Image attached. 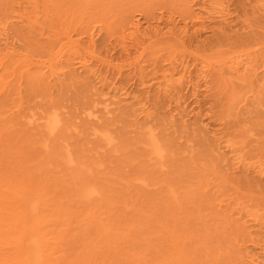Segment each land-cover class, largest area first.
<instances>
[{"label":"rangeland","instance_id":"374dc122","mask_svg":"<svg viewBox=\"0 0 264 264\" xmlns=\"http://www.w3.org/2000/svg\"><path fill=\"white\" fill-rule=\"evenodd\" d=\"M34 1L0 0V48L14 52L11 60L0 64V169L4 174L13 170L25 177V172L34 174L46 183L41 185L47 191L52 190L48 195L62 193L59 201L53 197L57 207H48L53 211L45 204L47 222L41 217L54 232L60 226L56 233L63 248L58 247L70 255L77 249L89 250L94 252L89 253L91 258L102 264L107 258L111 260L104 264H134L135 259L143 264L145 257L147 264H247V255L264 264V0H187L192 14L183 12V16L177 14L182 0H165L177 10L168 9L162 0H101L99 4L98 0H78L76 6L64 0L68 4L60 11L49 0H36V8ZM147 3L151 14L139 16L134 4L149 7ZM128 7L134 9L132 13ZM125 12L139 16L142 29L151 26L163 33L171 17L182 44L163 48L149 42L153 37L145 38L143 44L135 37H120L121 17L129 15ZM185 23V34H178ZM88 29L92 46L84 34ZM69 36L83 42L78 50L67 44ZM107 98L113 101L111 114L101 111ZM149 135L159 138L164 157H147L144 143ZM77 181L107 193L95 195L88 205L79 204ZM95 197L104 199V205ZM58 202L63 206L59 208ZM75 210L80 212L79 219ZM90 210H97L103 223L109 217L106 229L113 232L111 239L107 232L106 238L97 239L92 219L100 220ZM128 211L130 216L134 212L133 219ZM135 213L144 216L136 221ZM152 213L158 215L154 221ZM65 215L70 222L64 221L68 220ZM81 218L88 219L87 224ZM121 220H126L125 226ZM112 225L116 228L111 229ZM62 226L68 229L63 231ZM64 233L71 237L65 239ZM168 236L174 244L170 245ZM125 237H132V243ZM86 242L95 251L87 249L91 246ZM109 243L120 247L114 249ZM147 245L164 249L158 251L161 258ZM138 249L144 258L132 261L142 255ZM82 250L75 254H86ZM127 250H133L134 256L129 253L128 257Z\"/></svg>","mask_w":264,"mask_h":264},{"label":"bare ground","instance_id":"6f19581e","mask_svg":"<svg viewBox=\"0 0 264 264\" xmlns=\"http://www.w3.org/2000/svg\"><path fill=\"white\" fill-rule=\"evenodd\" d=\"M51 1V5H52V8L54 9V10H57V11H60L62 8L64 9V7L66 6V4H68V3H66V2H64V0H56V2H55V0H49V2ZM61 1V2H60ZM65 1H67V0H65ZM71 1V5H73V6H76L77 5V2L76 1H78V0H73L74 2H72V0H70ZM84 3H85V1H90L91 3H92V1L93 0H82ZM81 1V2H82ZM95 1V0H94ZM103 1V0H102ZM109 1V0H108ZM159 1V0H158ZM161 1V0H160ZM35 3L33 4L34 6L33 7H37V1L35 0L34 1ZM79 2H80V0H79ZM78 2V3H79ZM80 2V3H81ZM82 2V3H83ZM96 2H97V0H96ZM99 2H101V0L99 1L98 0V4H99ZM111 2H113V1H111ZM116 2V1H115ZM161 2H164V5H166L167 6V8L169 7L167 4H165V0H162ZM61 3V4H60ZM65 3V4H64ZM79 3V4H80ZM88 3V2H87ZM104 3V2H103ZM109 3V2H108ZM154 3H157L158 4V2L156 1V2H154ZM171 3V2H170ZM181 3V4H180ZM179 3V6H181V7H183V8H181V11H180V8L179 7H175L174 6V8L173 7H169V8H172V10L173 9H175V8H179L178 9V13L177 14H181L182 16H183V12H185V13H187V14H192L191 12V10H190V7H191V5L187 2V0H182L181 2ZM64 4V5H63ZM94 4V3H93ZM96 5H98L97 3H95ZM105 4H106V2H105ZM148 4V3H147ZM161 4V3H160ZM62 7H61V6ZM107 5V4H106ZM135 5V12H136V10L138 11V15L139 16H146V18L147 17H149L148 16V13L149 14H151L150 13V7L151 6H149V4H148V6L149 7H146V4L144 5V6H140V8L139 7H136L138 4H134ZM133 5V6H134ZM162 5V4H161ZM162 6L163 8H166V6ZM100 6H102V4L100 5ZM132 6V7H133ZM160 6V5H159ZM158 6V7H159ZM171 6H172V3H171ZM130 7V6H129ZM128 7V8H129ZM129 8V9H131V11L129 10V9H127V8H125V9H123V10H126L127 9V11L128 12H131L132 13V9L134 8ZM155 7V6H154ZM161 6H160V8H162ZM138 8V9H137ZM144 8V9H143ZM152 8H153V6H152ZM155 8H157V5H156V7ZM162 8V9H163ZM168 8V9H169ZM154 9V8H153ZM153 9H152V11H153ZM167 9V10H168ZM177 9H175V10H177ZM186 11H185V10ZM134 10V9H133ZM166 10V9H165ZM171 10V11H172ZM134 12V11H133ZM153 13V12H152ZM161 13V12H160ZM125 14H129V13H127V12H125ZM125 14H123V16L125 15ZM122 16V15H121ZM126 16V15H125ZM128 16H130V17H128ZM139 16H134L133 14H129V15H127V19H128V21H125L126 20V18L125 17H123V19H125L124 21H122L123 19H122V17H121V21H120V28H121V30H120V37H124V36H130L131 38L133 37H135V39H139L138 41H142V44H143V42L145 43V41H146V39H151L152 37L154 38H152L153 40H151V41H149L150 43H154V44H161V46L163 45V46H165V48H169L170 46H172V45H174V44H172V43H179L180 42V40L182 39V36H177V31H175L174 30V27H176V24H174L173 22H172V20H171V17H170V19L168 18V20H169V22H166L165 23V26L167 27V31L166 32H164L165 34L166 33H171V35H173L174 33H176V35H174V36H168V37H158V35H160V34H164L163 32H159L160 31V28L159 29H157L156 27H154V28H156L155 30H152L151 28H153V27H151L150 26V28L148 27V29L146 28H141V24H140V18H139ZM154 16V15H153ZM181 16V18H183ZM185 16V15H184ZM155 17H158V16H155ZM186 17H188L187 15H186ZM130 18V19H129ZM159 18V20H161V16L160 17H158ZM143 19V18H142ZM151 19V18H150ZM173 19V18H172ZM186 19V18H185ZM147 20V19H146ZM158 20V21H159ZM123 22V23H122ZM156 22V21H155ZM160 22V21H159ZM149 23V22H148ZM147 24V23H146ZM151 24V23H150ZM149 24V25H150ZM159 24V23H158ZM81 25V24H80ZM148 25V24H147ZM155 25V24H154ZM163 25V24H162ZM119 26H118V28H119ZM185 27H187V23H185V25H184V27H182L179 31H178V34L179 33H183V35L185 34V32H186V28ZM79 28H80V26H79ZM151 29V30H150ZM81 30V29H80ZM87 30V29H86ZM86 30H84V34H85V37H87V45H89V46H92L93 45V43H94V40H93V35H92V31H90L89 32V29H88V33H87V31ZM5 31V30H4ZM86 31V32H85ZM83 31H81V33H82ZM2 33H3V31H2ZM1 34V33H0ZM3 34H5L4 36H5V38H7V35H6V33L4 32ZM157 36L158 38H155V37ZM146 38V39H145ZM144 39H145V41H144ZM243 39V38H242ZM246 39V38H245ZM251 39H253V38H251ZM147 40V41H148ZM173 41L174 40V42H169V41ZM235 40H237V39H235ZM86 42V41H85ZM148 42V43H149ZM182 42V41H181ZM180 42V44H182ZM242 42H243V40H242ZM241 42V43H242ZM82 41L80 40V39H71L70 38V36L68 37V42H67V44L69 45V47H76V49H75V51L76 50H78V48L82 45ZM147 43V44H148ZM149 43V44H150ZM138 44H139V42H138ZM140 44H141V42H140ZM141 44V45H142ZM153 44V45H154ZM151 45V44H150ZM153 45H151V46H153ZM184 45V44H183ZM182 45V46H183ZM137 46V45H136ZM145 46V45H144ZM149 46V45H148ZM156 46V45H155ZM154 46V47H155ZM162 46V47H163ZM182 46H180V47H182ZM186 46V45H185ZM124 47V46H123ZM122 47V48H123ZM143 47V46H142ZM180 47H177V48H180ZM164 48V47H163ZM172 48V47H171ZM174 48H176V47H174ZM173 48V50L175 51L176 49H174ZM183 48V47H182ZM181 48V49H182ZM186 48V47H185ZM185 48H184V50H185ZM123 50H125V49H123ZM183 50V49H182ZM183 50V51H184ZM140 53V52H139ZM142 53V52H141ZM14 54V52H13V48H11V49H9V48H0V64H1V66H3V64H2V60H4V59H8V58H10L9 60H11V55H13ZM174 56H172V58H173ZM8 60V61H9ZM167 60V59H166ZM171 60H173V59H171ZM11 62V61H10ZM172 62V61H171ZM170 63V62H169ZM182 63V62H181ZM180 64V63H179ZM7 65V64H6ZM173 64L171 63V66H172ZM171 66H169V67H171ZM173 67V69H172V71H174V66H172ZM171 67V68H172ZM184 67V66H183ZM172 71H171V73H172ZM168 72H170V71H168ZM167 73V72H166ZM165 73V74H166ZM165 74H163V75H165ZM170 74V73H169ZM255 74V73H254ZM165 76H168V78H169V75H165ZM171 77H172V74H171ZM171 79V78H170ZM169 79V80H170ZM218 79V78H217ZM167 80V79H166ZM219 80V79H218ZM165 85H167V84H165ZM262 88H260V90H261ZM112 103H113V101L112 100H110V99H104V101H103V109L101 110V111H104L105 113L104 114H106V113H108V114H111V113H113L112 112V108L113 107H111V105H112ZM114 105V104H113ZM103 113V112H102ZM95 118H99L98 117V115H96V114H94L93 115ZM48 120L46 119V121H44V126L46 125V122H47ZM94 123H95V121H93ZM93 122H92V124H93ZM93 125H96V124H93ZM94 130V129H93ZM145 148H146V150L148 151H146V154L147 155H149V156H147V157H149L150 158V156H151V158L153 157L154 158V160H156L157 158H159V157H161L162 158V155H163V157H164V155L165 154H162V153H165V151H164V148L162 147V143L160 142V140H159V138L157 137L156 138V135L154 136V135H149V137L148 138H146V141H145ZM231 145V144H230ZM230 145H228V146H230ZM162 148H163V150H162ZM230 149H231V151L233 152V151H235V147L234 146H230ZM216 150H217V148H216ZM152 158V159H153ZM239 158V157H238ZM160 159V158H159ZM153 160V161H154ZM158 160V159H157ZM239 161V160H238ZM236 163H238V162H236ZM160 164H161V162H160ZM152 165V164H151ZM159 166V165H158ZM26 169V168H25ZM17 170V169H16ZM0 171H1V169H0ZM12 171V170H11ZM10 171V172H11ZM24 171V170H23ZM4 172H6V171H4ZM4 172L3 171H1L0 172V264H97V262L99 263L100 262V260L99 261H97L96 260V258L94 259V256H92L93 258H91V256H90V254L89 253H91L89 250H86V251H88V253L85 251V250H82V249H77L76 251H80V250H82V252H85L86 254H82V253H77V254H75L76 253V251L74 252H72L71 251V253H73L72 255H70V254H66L62 249H60L61 247L63 248V246L61 245V244H59L60 242H61V240L62 239H60L61 238V236L60 235H58L56 232H59V231H57L58 229H59V227H57L56 229V231L54 232V230H52V228L51 229H48V227L46 228L45 227V225H44V221L47 219H45L44 217H43V215H45V213H43L44 211L43 210H46L45 209V204L47 205V209H48V207H51V204L52 205H54L55 204V206L57 207V205H56V203H53V202H55L54 200L55 199H53V197L55 196L54 194L55 193H53V195H51V194H49L48 195V193L47 192H51V191H47V189H45V187L44 186H42L41 184L43 183V180H42V182H40L41 180V177H38V176H35V177H37V178H35L34 177V174L32 175H30L28 172H25V174H26V177L25 176H22V174H20V172H18L17 171V173H19V174H17L16 173V171H12L11 172V174H9V173H5L4 174ZM27 175H29L28 177H27ZM38 175V174H37ZM32 177V178H31ZM77 178H79V177H77ZM76 178V179H77ZM33 179H36V181L34 182L33 181ZM37 179H39V180H37ZM43 179V178H42ZM75 179V180H76ZM71 180V179H70ZM80 180H81V178H80ZM37 181H39L40 182V184L37 182ZM82 181V180H81ZM37 182V183H36ZM72 182L74 183V180L72 179ZM78 183H80V181L78 182L77 181V184ZM88 183V184H87ZM46 183L44 182L43 183V185H45ZM71 185H72V183H71ZM46 186V185H45ZM60 186V185H59ZM67 186V185H66ZM74 186V185H73ZM78 187H77V194H78V198H80V201H78V203L80 204L81 202H83L84 204L83 205H88V204H90L91 202H90V200H91V198L94 200V196L95 195H100V193L101 192H103L101 189H100V191H99V188H96V187H94L91 183L89 184V182H82V183H80L79 185H77ZM69 186H67V188H68ZM72 187V186H71ZM48 188V187H47ZM64 189V188H63ZM70 189V188H69ZM68 189V190H69ZM73 189V188H72ZM71 189V190H72ZM59 190H61V188L59 189ZM59 190H58V192H59ZM74 190H76V188L74 189ZM63 191H65L66 192V190H63ZM62 191V192H63ZM58 192H57V195H58ZM99 192V193H98ZM104 192H106V191H104ZM103 192V193H104ZM68 193V192H67ZM107 193V192H106ZM62 195V193H59V195L58 196H61ZM73 194H75L74 192H73ZM65 195V194H64ZM67 196L69 195V196H71L70 195V193L69 194H66ZM109 195V194H108ZM57 196V197H58ZM69 196H68V198H69ZM110 196V195H109ZM57 197H54V198H57ZM64 197V196H63ZM63 197H61V198H63ZM72 197V196H71ZM75 199L74 200H76L77 201V195H75ZM51 198H52V203H51ZM60 198V197H59ZM60 198V199H61ZM65 198H66V196H65ZM64 198V199H65ZM68 198H66V199H68ZM100 198V197H99ZM97 199L96 197H95V199L96 200H101L102 201V203H103V205H104V202H103V200L104 199ZM58 199V198H57ZM112 199V198H111ZM110 199V200H111ZM71 200V199H70ZM69 200V201H70ZM94 201V202H97V201ZM40 201L41 202H44V204L43 203H40ZM48 201H50V202H48ZM57 201V200H56ZM58 201H59V199H58ZM63 201V200H62ZM62 201H60L61 203H62ZM65 201V203L68 201H66V200H64ZM88 201L90 202V203H88ZM92 201V200H91ZM60 202H58L59 203V205H58V207L59 206H63V204L62 205H60ZM74 202V201H73ZM87 202V203H86ZM94 202L92 203L93 204V206H95V204H94ZM110 202H113V201H110ZM48 203H50V206H48ZM57 203V204H58ZM64 203V204H65ZM71 203V202H70ZM77 203V204H78ZM86 203V204H85ZM98 203V202H97ZM105 203H106V201H105ZM114 204H115V201L113 202ZM126 203V202H125ZM124 203V204H125ZM76 204V203H75ZM76 204V205H77ZM98 204H100V202L98 203ZM97 204V205H98ZM112 204V203H111ZM127 204H131V203H127ZM68 205V204H67ZM73 205V204H72ZM71 205V206H72ZM106 205V204H105ZM113 205V204H112ZM131 205H133V204H131ZM153 205V204H152ZM41 206L43 207V209H41ZM81 206V205H80ZM91 207H92V205H90ZM90 206H88V207H90ZM101 205H99L98 207H100ZM121 206V205H120ZM126 206V205H125ZM154 206V205H153ZM166 206V205H165ZM95 207H97V206H95ZM94 207V208H95ZM112 207V206H111ZM115 206H113L112 207V210H113V208H114ZM124 207V206H123ZM135 207V206H134ZM39 208H40V210H39ZM60 208V207H59ZM70 208V207H69ZM82 209H83V206L81 207ZM86 208V207H85ZM93 208V207H92ZM104 208H106V206H104ZM110 208V207H109ZM130 208H132V207H130ZM136 208V207H135ZM135 208H133V209H135ZM141 208V207H140ZM157 208V207H156ZM51 209H53V207H51ZM51 209H48V210H50V211H53V210H51ZM76 209V208H75ZM89 209H91V208H89ZM89 209H88V211H89ZM97 209H99V208H97ZM108 209V208H107ZM124 210H125V207L123 208ZM127 209V208H126ZM129 209V208H128ZM143 209V208H142ZM59 210V209H58ZM61 210V209H60ZM58 211V213L59 212H61V211ZM65 210V209H64ZM70 210L71 209H69V212H70ZM77 210H79L80 211V209L78 208ZM77 210H75L76 211V213H77ZM100 210V209H99ZM99 210H98V213H99ZM101 210H103L102 209V207H101ZM100 210V211H101ZM110 210V209H109ZM132 209H130V211H131ZM139 209H137L136 211H134V212H137ZM42 211V213H39V212H41ZM85 210H83V212H84ZM87 211V212H88ZM91 211V210H90ZM97 210H93V211H91L90 213L92 214L93 213V216L95 217V215L96 216H98V214H95V212H96ZM104 211H106L105 209H104ZM117 211V210H116ZM115 210H114V212H116ZM133 211V210H132ZM151 211H153V213H154V210H151ZM157 210L155 209V212H156ZM45 212H47V214H46V216H48V211H45ZM67 211H63V213H66ZM71 212H72V210H71ZM74 212V211H73ZM81 212V211H80ZM80 212H78V213H80ZM102 212V211H101ZM113 212V211H112ZM134 212H133V214H134ZM145 212V211H144ZM53 213V212H52ZM68 213V212H67ZM78 213L76 214V217L78 216ZM86 213V212H85ZM89 213V212H88ZM104 213V212H103ZM109 213V212H108ZM107 213V214H108ZM117 213V212H116ZM125 213V212H124ZM128 214H129V211L127 212ZM147 214H148V212H146ZM152 213V214H153ZM157 213V212H156ZM42 214V215H41ZM56 214H57V212H56ZM112 215H113V213H111ZM132 214V213H131ZM132 214V215H133ZM139 214V213H138ZM158 214V213H157ZM49 215H51V213H49ZM52 215H55V212L52 214ZM68 215V214H67ZM67 215H65V216H67ZM82 215H83V213H82ZM87 215V214H86ZM106 215V214H105ZM110 214H108V216H109ZM116 215V214H115ZM117 215H119V214H117ZM117 215H116V219H118V218H120L119 216H118V218H117ZM132 215L130 216V214H129V216L133 219V217H134V215H133V217H132ZM135 215H136V213H135ZM154 215L155 214H153V216H151L152 217V219L153 218H155L156 216H158V215H155V217H154ZM62 216V215H61ZM71 216L73 217V215L71 214ZM74 216H75V213H74ZM126 216H127V214H126ZM139 216H141V213L139 214ZM139 216L138 215H136V217L134 218V219H136V221H137V219H139ZM144 215H142L141 217H143ZM41 217H43L42 219H45V220H42L41 219ZM56 217H59V215H56ZM63 217V216H62ZM68 217V216H67ZM67 217H65V218H67ZM74 218L75 220L78 218ZM80 217H82L83 218V216H80ZM90 217V219H91V215L90 216H88V218ZM101 218H103L102 217V215L100 216ZM100 217L98 216V218H99V220H100V223L98 222V219H97V217H95V219L93 220L92 219V222L94 223V227H96V233L99 235L98 236V238L97 239H99V237L100 238H106L108 235H107V233H108V231H110V229H108V231H107V229H106V223H107V220H108V218L109 217H106L107 218V220H106V222H102V221H105V220H102V219H100ZM138 217V218H137ZM145 217H148V215H146ZM150 217V216H149ZM148 217V218H149ZM150 217V218H151ZM80 219V220H82L83 221V223L84 222H86V221H84L85 220V217L83 218V219ZM111 218V217H110ZM124 218H126L125 217V215H123V219ZM129 218V217H128ZM127 218V219H128ZM48 219H49V217H48ZM47 219V220H48ZM51 219V218H50ZM52 219H54V222H55V218H52ZM64 219V218H63ZM70 219H71V217H70ZM79 219V218H78ZM104 219V218H103ZM113 219V218H112ZM121 219V218H120ZM160 217L158 218V220L157 221H159L160 222ZM47 220H46V222H47ZM130 220V219H129ZM142 219H140V221H141ZM143 220H144V218H143ZM150 220V219H149ZM64 221H68V222H70V220H69V217H68V220L67 219H65ZM97 221V222H96ZM111 221V220H110ZM116 221V220H115ZM124 221V220H123ZM123 221L121 220V224H124L125 223V221H124V223H123ZM128 221V220H127ZM131 221V220H130ZM153 221H154V219H153ZM53 222V223H54ZM62 222V221H61ZM80 222V221H79ZM103 224H102V223ZM112 222V221H111ZM134 222H135V220H134ZM144 222V221H143ZM152 222V221H151ZM155 222H156V220H155ZM48 223H51V221H49ZM65 223V222H64ZM82 222H81V224H83ZM93 223H91L90 221H89V224H93ZM131 223V222H130ZM139 223V222H138ZM145 223V222H144ZM162 223V222H161ZM52 224V223H51ZM66 224H67V222H66ZM84 224H87V223H84ZM88 224V225H89ZM141 224V223H140ZM143 224V223H142ZM141 224V225H142ZM148 224V223H147ZM158 226L160 225V224H158V223H156ZM54 225V224H53ZM56 225H58V224H56ZM70 225V224H69ZM96 225V226H95ZM126 224H124V226H125ZM130 226H131V224H129ZM135 225L137 226V224L135 223ZM149 225V224H148ZM48 226V225H47ZM66 226V225H65ZM77 226H78V224H77ZM92 226V225H91ZM91 226H89L90 228H91ZM110 226V225H109ZM113 226V227H112ZM110 228L112 229V228H116V226H114V225H112ZM129 226V227H130ZM162 226H163V228H164V224H162ZM63 227V231H64V229H65V227L64 226H62ZM61 227V228H62ZM67 227H69V226H67ZM71 227V226H70ZM84 227H88V226H84ZM84 227H83V229L82 230H84ZM132 227H134L135 228V226H134V224H132ZM141 227V226H140ZM139 226H138V228H140ZM161 227V226H160ZM60 228V229H61ZM90 228H88V229H90ZM93 228V227H92ZM92 228L90 229L93 233H95L93 230L95 229H93L92 230ZM126 228H128V226L126 227ZM68 228H66L65 230H67ZM70 229V228H69ZM78 229V228H77ZM113 229V230H114ZM132 229V228H131ZM136 229V228H135ZM145 229V228H144ZM78 230H80V229H78ZM86 230V229H85ZM85 230H84V232H85ZM141 231L143 230V227H142V229H140ZM146 230L148 231V229L146 228ZM61 231H62V229H61ZM60 231V232H61ZM138 231V230H137ZM144 231V230H143ZM53 232L56 234V235H58V236H56L55 234H53ZM79 232V231H78ZM88 232V231H87ZM85 233V234H88V233ZM91 232V233H92ZM105 232H107L106 234H104ZM115 232H116V230H115ZM114 232V233H115ZM83 233V232H82ZM92 233V234H93ZM117 233V232H116ZM139 233H140V231H139ZM148 233H149V231H148ZM148 233H146V234H148ZM167 233V232H166ZM109 234V236H108V238L110 237V235L112 234L113 235V232L112 233H108ZM129 234V233H128ZM145 234V235H146ZM150 234V233H149ZM148 234V235H149ZM66 235H67V233H66ZM65 235V233H64V236H66ZM70 235V234H69ZM69 235H67V236H69ZM73 235V234H72ZM88 235H90L91 236V234H88ZM87 235V236H88ZM96 235V234H95ZM117 236L119 235L120 236V234H116ZM122 235V234H121ZM147 235V237H149ZM168 235H170V234H168ZM59 236H60V238H59ZM67 236L65 237V239L67 238ZM93 236V235H92ZM141 236H144V235H141ZM158 236V235H157ZM58 237V238H57ZM70 237H71V235H70ZM83 237H84V234H83ZM89 237V236H88ZM88 237H86L87 239H88ZM94 237V236H93ZM114 237V236H113ZM132 237H133V235H132ZM132 237H131V239H132ZM145 237V236H144ZM154 237H156V235H154ZM173 237V236H172ZM62 238H63V236H62ZM85 238V237H84ZM89 238H91V237H89ZM107 238V239H108ZM116 238V237H115ZM118 238V237H117ZM120 239H121V236L119 237ZM119 238L118 239H116V240H119ZM134 238V237H133ZM151 238V240L150 241H152V238L153 237H149V239ZM158 238V237H157ZM171 238V236H168V238H166V239H168L169 241L171 240L170 239ZM59 239H60V241H59ZM68 239H70V238H68ZM110 239H111V237H110ZM113 239V241L115 240L114 238H112ZM124 239H127V240H130L129 242H131V239H130V237L129 238H124ZM135 239V238H134ZM145 239V238H144ZM149 239L147 240L148 242H149ZM159 239V238H158ZM162 239H165V237L163 238L162 237ZM82 240V239H81ZM88 240H90V239H88ZM92 240V239H91ZM94 240V239H93ZM126 240V243L128 242ZM145 240V241H146ZM155 240H157V239H155ZM154 240V242H156ZM160 240H161V238H160ZM172 240H173V242H172ZM172 240L170 241V245H172V244H174V239L172 238ZM86 241V240H85ZM101 241L102 240H100V243H101ZM109 242V240H106V242ZM111 241V240H110ZM112 241V242H113ZM133 242H134V240H132ZM84 242V241H83ZM117 242V241H116ZM123 242H125V241H123ZM128 242V243H129ZM143 242V241H142ZM148 242H145V244L146 243H148ZM154 242L153 243H151V244H153L154 245ZM161 242H162V240H161ZM165 242V244H167L166 243V240L164 241ZM176 242V241H175ZM63 243V242H62ZM85 243V242H84ZM92 244H93V246H94V243H93V241L91 242ZM103 243H104V241H103ZM127 243V244H128ZM132 243V242H131ZM135 243H136V241H135ZM157 243H160V241L159 242H157ZM157 243H155V244H157ZM59 244V245H58ZM64 244V243H63ZM66 244V243H65ZM77 244V243H76ZM81 244H83L82 242H81ZM86 244H90V243H87L86 242ZM105 244V243H104ZM110 245H111V247H114V249H119V247H115V246H113L111 243H109ZM109 244H107V245H109ZM115 244V243H114ZM143 244V243H142ZM61 245V246H60ZM83 245H85V244H83ZM82 245V246H83ZM109 245V246H110ZM150 245V244H149ZM153 245H151L152 247H148V245H147V247L148 248H151V250H152V248H154L155 249V253H154V255L156 254L157 256H159L160 258H161V255H159V254H161L160 252L161 251H163V250H159L158 248H159V246L158 247H153ZM164 245V244H163ZM162 245V246H163ZM58 246H60V248L58 247ZM81 246V245H80ZM90 246H91V244H90ZM93 246H91V248H87V249H92V247ZM117 246V245H116ZM123 246V245H122ZM125 246V245H124ZM131 246H133L134 247V245H131ZM157 246V245H156ZM164 246H166V245H164ZM163 246V247H164ZM73 247V246H72ZM136 247V246H135ZM134 247V248H135ZM162 247V248H163ZM173 247V246H172ZM58 248H59V251H58ZM65 248V247H64ZM81 248V247H80ZM83 248V247H82ZM85 248V247H84ZM94 248V251H95V248L96 247H93ZM105 248V247H104ZM103 248V249H104ZM125 248V247H124ZM129 248V247H128ZM147 248V249H148ZM165 248V247H164ZM66 250H67V248H65ZM70 249V248H69ZM101 249V248H100ZM99 248L98 249H96V251L97 250H100ZM108 249H109V247H108ZM127 248H125V250H126ZM153 249V250H154ZM156 249H158L157 251H156ZM73 250V249H72ZM102 250V249H101ZM107 250V248H105V252H107L106 251ZM111 250H112V248H111ZM110 250V251H111ZM124 250V249H123ZM166 251H168L167 250V248L165 249ZM70 251V250H69ZM93 251V250H92ZM114 251V250H113ZM118 251V250H117ZM128 251V250H127ZM133 251V250H132ZM131 251V252H132ZM134 251H135V249H134ZM138 251H139V249H138ZM138 251H136V252H138ZM143 251H145V250H143ZM158 251H160L159 253H158ZM100 251H98V253H99ZM102 252H104L103 250H102ZM102 252H100V253H102ZM109 252V251H108ZM107 252V253H108ZM116 252V251H115ZM125 253H126V251H124ZM130 251H128V257H129V253L131 254V255H133L134 256V253L132 252L131 253ZM135 252V253H136ZM146 252H149L148 250H146ZM92 253H94V252H92ZM91 253V254H92ZM97 253V252H96ZM106 253V254H107ZM111 253H113V252H110V254ZM118 253V252H117ZM139 253H141V251H139ZM138 253V254H139ZM151 253H153V252H151ZM163 253H165V258H166V252L164 251V252H162V255H164ZM75 254V255H74ZM110 254H109V256H110ZM116 254V253H115ZM142 255L139 257V255H137L138 257H136V256H134V257H132V261H133V259L134 258H137V259H139V258H141V259H143L144 258V256H143V252L141 253ZM97 255H99V254H97ZM112 255V254H111ZM120 255H123L124 256V254L122 253H120ZM126 255V254H125ZM145 255V254H144ZM147 255H149V253L147 254ZM153 255V254H152ZM151 255V256H152ZM167 255H168V253H167ZM107 257H108V255H106ZM119 256V255H118ZM101 257H105V254L103 255V253H102V256ZM100 257V258H101ZM106 257V258H107ZM110 257H112V256H110ZM114 257H115V259H117L116 257H117V255H114ZM128 257H126L127 258V260H129L130 259V261H131V258H129L128 259ZM170 256L168 255V257L167 258H169ZM247 257H248V262H247V264H259V262L256 260L257 258L256 257H254L253 255H247ZM98 258V257H97ZM105 258V259H106ZM123 259H124V257H122ZM121 258V260H123ZM151 258V257H150ZM154 258V257H153ZM162 258H164V256L162 257ZM104 259V260H105ZM107 259H110V258H107ZM106 259V262H108V260ZM112 259H114V258H112ZM114 259V260H115ZM119 259V258H118ZM145 259H146V257H145ZM145 259H144V263H145ZM95 260H96V262H95ZM111 260V259H110ZM109 260V261H110ZM120 260V259H119ZM119 260H116V261H119ZM136 260V259H135ZM135 260H134V264H136L138 261H140V259L139 260H136L137 262H135ZM115 261V262H116ZM148 261V260H147ZM106 262H104V263H106ZM120 262V261H119ZM123 262V261H122ZM121 262V263H122ZM125 263H126V261H124ZM123 262V263H124ZM103 263V264H104ZM117 263V262H116ZM129 263V261L126 263V264H128ZM142 263V262H141ZM143 263V264H144ZM148 262H146L145 264H147ZM153 263V262H152ZM151 263V264H152ZM99 264H102L101 262L99 263ZM109 264H110V262H109ZM115 264V263H114ZM130 264V263H129ZM131 264H133V263H131ZM138 264V263H137ZM157 264V263H156Z\"/></svg>","mask_w":264,"mask_h":264}]
</instances>
